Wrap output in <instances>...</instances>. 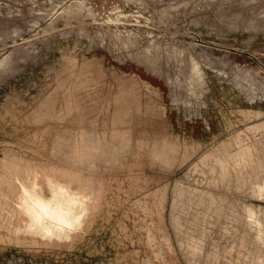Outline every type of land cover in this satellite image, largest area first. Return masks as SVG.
I'll use <instances>...</instances> for the list:
<instances>
[{"label": "rangeland", "instance_id": "rangeland-1", "mask_svg": "<svg viewBox=\"0 0 264 264\" xmlns=\"http://www.w3.org/2000/svg\"><path fill=\"white\" fill-rule=\"evenodd\" d=\"M251 193L264 0H0V264H264Z\"/></svg>", "mask_w": 264, "mask_h": 264}, {"label": "water", "instance_id": "water-1", "mask_svg": "<svg viewBox=\"0 0 264 264\" xmlns=\"http://www.w3.org/2000/svg\"><path fill=\"white\" fill-rule=\"evenodd\" d=\"M251 195L254 198H256V201L258 202V205L257 206H252L251 205V206H248V208L253 207L257 212H259L263 216V221H264V197H257V196H254L252 193H251ZM89 205H90V203H89ZM89 205L87 206V208L84 211H82L81 213L79 212L78 214H76L75 217H73V218L66 217L71 223V227L70 228L67 227L66 225L58 224L56 219H54V218H49V217L43 216V215L41 216V219L39 221H37L33 217L31 226H30V224H28L27 226H28V228H31L32 232H33V230L36 231V232H33V233L39 234L42 238H52V237H59V236L61 237L63 235L66 236V235H68L67 231H71V230L77 228L81 223H83L84 216H85V213L88 210ZM80 220H81V222H80ZM246 220L248 221L249 219L246 218ZM249 228H253L254 229L255 240L257 241V244H256V249H257V247L259 246V241L257 240V238L260 236V238H261L260 241H262L264 239V223L261 226L262 232L259 233V236H258V233H257V229H255L254 227H249Z\"/></svg>", "mask_w": 264, "mask_h": 264}, {"label": "snow or ice", "instance_id": "snow-or-ice-1", "mask_svg": "<svg viewBox=\"0 0 264 264\" xmlns=\"http://www.w3.org/2000/svg\"><path fill=\"white\" fill-rule=\"evenodd\" d=\"M27 195V193H26ZM29 205H30V212L33 217L39 221L41 216H47L49 218L56 219L58 224L66 225L67 227H71L70 221L66 218L67 213L63 210L62 207H58L57 210H53L52 206L49 202H45L44 200L38 199L36 197H29ZM75 203L74 201H66V205H72Z\"/></svg>", "mask_w": 264, "mask_h": 264}]
</instances>
